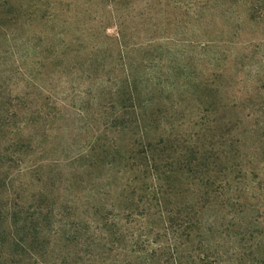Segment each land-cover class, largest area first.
Returning <instances> with one entry per match:
<instances>
[{
	"label": "trees",
	"instance_id": "16d2710c",
	"mask_svg": "<svg viewBox=\"0 0 264 264\" xmlns=\"http://www.w3.org/2000/svg\"><path fill=\"white\" fill-rule=\"evenodd\" d=\"M81 1L116 20L103 49L19 34L71 2L0 0V264H264L243 218L259 115L247 131L241 104L126 49L121 0Z\"/></svg>",
	"mask_w": 264,
	"mask_h": 264
},
{
	"label": "rangeland",
	"instance_id": "374dc122",
	"mask_svg": "<svg viewBox=\"0 0 264 264\" xmlns=\"http://www.w3.org/2000/svg\"><path fill=\"white\" fill-rule=\"evenodd\" d=\"M81 2H71V11L60 12L47 30L25 27L19 34L32 39L47 33L55 39L49 40V44L55 46L61 43L87 51L98 45L105 48L107 41L103 36H117L116 20H111L103 3L87 7ZM120 3L115 15L124 17L126 49L136 50L135 54L152 51L149 57L163 65L164 74L171 66L176 69L178 81L193 80L197 86L192 91L197 100L206 95L210 102L218 101L221 106L231 101L241 104L237 116L243 119L247 131L254 127L246 115H259V127L252 135L255 138L248 144L249 151L255 153L250 166L254 173L248 178L249 190L244 198L248 212L243 218L247 221L259 212V221L264 222V0ZM2 49L5 44L0 45ZM177 100L174 95L171 101Z\"/></svg>",
	"mask_w": 264,
	"mask_h": 264
}]
</instances>
